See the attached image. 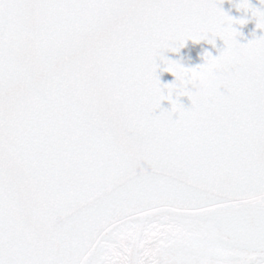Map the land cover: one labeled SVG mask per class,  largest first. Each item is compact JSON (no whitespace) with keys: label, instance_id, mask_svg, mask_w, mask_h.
I'll return each instance as SVG.
<instances>
[{"label":"snow or ice","instance_id":"obj_1","mask_svg":"<svg viewBox=\"0 0 264 264\" xmlns=\"http://www.w3.org/2000/svg\"><path fill=\"white\" fill-rule=\"evenodd\" d=\"M221 3L0 0V264H264V35Z\"/></svg>","mask_w":264,"mask_h":264},{"label":"water","instance_id":"obj_2","mask_svg":"<svg viewBox=\"0 0 264 264\" xmlns=\"http://www.w3.org/2000/svg\"><path fill=\"white\" fill-rule=\"evenodd\" d=\"M238 2L239 0H222L220 6L233 17L246 19L247 22L244 25H235L238 31L242 34L238 37L239 41L241 43H246L247 40L253 38L254 32L256 36L264 35V29L256 28V20L251 16L250 11L245 12L243 9H237L235 7ZM250 2L258 8H264V4L261 3V0H250ZM223 46V41L219 38H216L215 47L212 44H209L206 40L198 43L189 40L186 42L185 46L180 49L179 53L166 52L165 55L171 59L181 60V62L187 67H192L203 63V54L205 51L211 52L213 55H218L219 50L222 49ZM160 79L162 83H170L175 77L171 73L162 72L160 73ZM180 99L185 106L190 104V100L187 97H181ZM161 106L169 108L170 103L165 100L162 101Z\"/></svg>","mask_w":264,"mask_h":264}]
</instances>
